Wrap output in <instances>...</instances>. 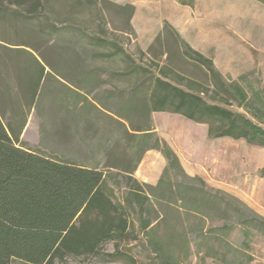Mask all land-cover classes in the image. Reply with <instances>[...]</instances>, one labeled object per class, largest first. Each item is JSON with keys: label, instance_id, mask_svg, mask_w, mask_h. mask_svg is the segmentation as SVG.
I'll return each instance as SVG.
<instances>
[{"label": "trees", "instance_id": "obj_1", "mask_svg": "<svg viewBox=\"0 0 264 264\" xmlns=\"http://www.w3.org/2000/svg\"><path fill=\"white\" fill-rule=\"evenodd\" d=\"M78 1L91 5L97 0ZM48 2L0 0V33L33 24L38 33L68 35L58 44L62 47H107L109 52L98 55L123 57L128 63L124 74L138 70L116 39L88 35L73 25L58 29L47 18ZM184 44L182 56L204 69L207 82L175 72L187 88L161 77L147 87L145 82L134 84L113 113L125 142V151L113 163L110 153L104 161L88 165L28 148L20 139L24 118L16 129L10 120L5 123L0 99V264H55L67 257L100 256L106 242L119 247L133 240L141 241L157 264H182L178 258L193 256L206 264L204 258H218L222 251L234 256L233 264L243 263L231 236L239 233L249 247L253 237L264 236V217L236 196L210 187L201 176L187 174L176 152L154 131L151 113L169 112L204 123L211 139H244L264 147V86L244 78L226 80L210 58ZM26 47L34 52L6 51L1 43L0 52L7 58L15 52L22 59L16 75L33 103L48 62L34 45ZM234 104L244 113L233 110ZM64 108L73 112V106ZM118 145L116 141L110 149ZM148 150L158 151L166 161L154 185L133 175ZM112 169L118 171L119 198L111 184ZM259 175L264 177V166ZM155 206L160 216L154 220ZM105 255L124 254L116 250Z\"/></svg>", "mask_w": 264, "mask_h": 264}, {"label": "rangeland", "instance_id": "obj_2", "mask_svg": "<svg viewBox=\"0 0 264 264\" xmlns=\"http://www.w3.org/2000/svg\"><path fill=\"white\" fill-rule=\"evenodd\" d=\"M46 11L58 29L73 25L88 35L116 39L139 67L132 75L124 74L128 63L123 57L98 55L109 52V48L62 47L58 44L69 39L68 35L38 33L33 24L17 25L0 33L6 51L34 52L26 47L34 45L48 62L38 94L30 103L16 75L22 59L14 51L10 58L2 57L0 52L3 121L10 120L16 129L24 118L20 139L28 148L46 155L94 165L110 153L113 163L125 151L113 113H117L116 104L134 84L145 82L147 87L155 77H161L187 88L175 72L207 82L204 69L182 56L184 43L210 58L226 80L242 82L244 78L264 86V0H97L91 5L78 0H49ZM65 105L73 106V112L69 113ZM232 108L244 113L235 104ZM151 119L154 131L176 152L187 174L201 176L210 187L236 196L264 217V177L259 175L264 166V147L244 139L208 138L206 124L179 114L154 112ZM103 139L109 140L108 145H100ZM116 141L119 147L110 149ZM126 152L130 154L131 150ZM165 164L158 151L148 150L133 175L154 185ZM111 172L114 195L119 198L122 189L117 185L118 171ZM155 210L154 220L160 216L156 206ZM184 227L189 228L186 223ZM231 241L242 264H264V236L253 237L249 247L237 232ZM116 250L124 255H105ZM102 252L100 256L67 257L55 264H157L138 240L119 247L106 242ZM233 258L222 251L218 258L204 261L233 264ZM178 259L182 264L202 263L194 256Z\"/></svg>", "mask_w": 264, "mask_h": 264}]
</instances>
